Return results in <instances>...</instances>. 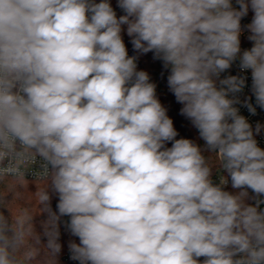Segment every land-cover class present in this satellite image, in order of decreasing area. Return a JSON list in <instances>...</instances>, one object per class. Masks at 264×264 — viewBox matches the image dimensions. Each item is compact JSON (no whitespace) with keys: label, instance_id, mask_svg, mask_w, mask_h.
Here are the masks:
<instances>
[{"label":"clouds","instance_id":"1","mask_svg":"<svg viewBox=\"0 0 264 264\" xmlns=\"http://www.w3.org/2000/svg\"><path fill=\"white\" fill-rule=\"evenodd\" d=\"M235 4L117 0L118 17L110 0H0V264H58L61 223L78 264H264V125L237 107L264 110V0ZM125 31L203 148L176 138ZM236 61L255 106L246 76L221 78Z\"/></svg>","mask_w":264,"mask_h":264},{"label":"trees","instance_id":"2","mask_svg":"<svg viewBox=\"0 0 264 264\" xmlns=\"http://www.w3.org/2000/svg\"><path fill=\"white\" fill-rule=\"evenodd\" d=\"M114 2L113 6H117V0H112ZM252 18V12L249 10V13L246 17L242 18L241 20V27H242V32L240 38L244 41L246 45H252V42L249 41L248 36L250 35V32L247 30L246 25L248 24L249 21H251ZM124 42L127 44L130 43V38L126 35V31L122 33ZM138 59L140 62V67L138 70H143L146 71L152 82L156 84V93L157 97L160 100V102L167 108L168 110V115L169 117L173 120V125L174 128L178 132V136L176 137L177 139L179 138H186L192 140L194 143L199 145L201 148L204 147V142L199 138V134L197 130L192 126L191 122L186 119L184 116L180 114V108L182 105L178 104L175 100L174 95L169 91L168 85H167V76H168V71L163 69L162 62L159 60H156L153 58V53H147L143 55H138ZM168 147H171V143L167 145ZM204 155L207 157L210 154L205 152ZM218 166L213 167V173L217 169ZM213 175V174H212ZM28 180L29 186L28 190L30 192H35L36 191V185L32 183L34 180L26 179ZM5 185L3 183H0V191H5ZM228 191H234L231 189V184L227 188ZM27 195V194H26ZM252 193L249 191V196L251 197ZM8 199H11V196L8 197ZM58 202V198L53 196L51 200V207L53 211H56V205ZM18 203L23 204L24 201H19ZM247 203L252 204L253 201L249 199ZM261 208L264 209V205H261ZM3 210V209H0ZM5 214L7 212L5 211ZM46 219V215H40L35 218V223L37 227V231H41L40 229V221ZM67 217L62 218V220H67ZM60 243L62 245L61 253L58 256V264H70L66 262L63 258L65 254L69 252L68 250V243L69 241H75L76 243H79V238L72 236L64 227L63 223H61L60 226ZM42 242H46L42 238Z\"/></svg>","mask_w":264,"mask_h":264},{"label":"built area","instance_id":"3","mask_svg":"<svg viewBox=\"0 0 264 264\" xmlns=\"http://www.w3.org/2000/svg\"><path fill=\"white\" fill-rule=\"evenodd\" d=\"M96 2H99V0H96ZM110 3L112 5V7L114 8V10L116 11L118 17L120 15L124 14L122 12V10L119 9L117 6H113L114 2L112 0H110ZM233 6L238 7V5L235 4V0H233ZM240 41H241V50L242 51L244 49H248L252 46V45H249V46L246 45L241 38H240ZM125 44H126V47L128 49L129 55L130 56H137V53L133 50L132 45L127 44V43H125ZM238 65H239V61L234 62L229 70H227L226 72L221 74V78H223L224 76H227L229 74L230 75L241 74V75L246 76V78H247L246 79V87L244 88L243 92L241 94H239L240 99H241V101H243L245 98H250V102L253 103V105L255 106V97L251 93V72L249 70L248 72L241 73ZM137 67H138V69L140 67L139 59H137ZM237 107L239 108V114L243 115L248 120V122L252 125L253 129H255V126L257 123L264 125V110L260 109L258 106L256 107V114L255 115L250 114L248 112L247 108L243 107L242 105H237ZM255 138L258 142V146L261 147L262 149H264V128L261 129V132L258 135H256ZM35 167H38V166H35ZM222 176L226 177L227 174L224 173L222 169H219V167H217V169L215 170V172L212 175L213 182L219 183L220 178ZM25 178L30 179V180H34L35 176L32 172H28V173H26ZM230 184L231 183H230V178H229V184L226 186L225 190H227V188L229 187ZM63 259L70 264H78V262L72 261L70 259L69 252L67 254H65Z\"/></svg>","mask_w":264,"mask_h":264},{"label":"rangeland","instance_id":"4","mask_svg":"<svg viewBox=\"0 0 264 264\" xmlns=\"http://www.w3.org/2000/svg\"><path fill=\"white\" fill-rule=\"evenodd\" d=\"M251 21L248 22V24L250 23Z\"/></svg>","mask_w":264,"mask_h":264}]
</instances>
